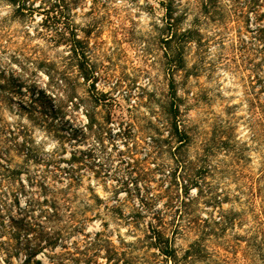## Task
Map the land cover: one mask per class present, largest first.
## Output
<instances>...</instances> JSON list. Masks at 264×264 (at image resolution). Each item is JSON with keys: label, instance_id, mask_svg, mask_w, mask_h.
Listing matches in <instances>:
<instances>
[{"label": "rangeland", "instance_id": "rangeland-1", "mask_svg": "<svg viewBox=\"0 0 264 264\" xmlns=\"http://www.w3.org/2000/svg\"><path fill=\"white\" fill-rule=\"evenodd\" d=\"M167 3L176 38L190 31L176 52L184 67L165 42ZM40 60L64 69V82L32 66ZM263 84L264 0L0 2V164L15 171L7 179L0 167V214L27 228L0 237L11 264H26L29 247L33 264H110L106 239L114 264H173L167 245L177 264H263L264 245L253 254L241 242L238 261L223 250L264 221L246 211L264 206ZM174 92L189 137L177 150L162 141ZM154 130L160 148L145 140ZM174 158L191 177L181 167L167 176ZM231 207L243 222L181 259L199 218Z\"/></svg>", "mask_w": 264, "mask_h": 264}, {"label": "trees", "instance_id": "trees-1", "mask_svg": "<svg viewBox=\"0 0 264 264\" xmlns=\"http://www.w3.org/2000/svg\"><path fill=\"white\" fill-rule=\"evenodd\" d=\"M28 0H0V2H6L8 5L14 6V10L15 11H21L25 6H26V2ZM165 10L167 12V24L168 26H173L172 30L171 28H169L171 30V33L168 34L167 38L165 39V42L168 43L169 48L172 49V46L170 45L172 42H175V50H171V52H175L173 55H176L177 50L180 48L181 43L180 42H186L190 39V31L188 30L185 34V38H183V40L181 39H177L176 38V33H177V28L175 26V18L172 16V7L170 4L167 3V5H165ZM180 35H183L184 33H179ZM170 43V44H169ZM182 48V45H181ZM177 56V55H176ZM174 68H178V67H184V63H183V58L180 56H177V58H174ZM23 65H26L27 63L29 64V62H23ZM78 65V69L81 71V73H83L82 71V67L81 64H77ZM32 66L36 69H41L43 72H45L47 75H49L50 77L53 76V74H58L59 78L61 79V82H64V69H59L55 66V64L53 62H50L48 60H40L38 62L32 63ZM20 69L23 70L24 66H22V64H20ZM73 89V88H72ZM74 90V89H73ZM262 93L264 94V84L262 86ZM71 97L75 96V92H72V94L70 95ZM173 99L172 101H170L169 103V107H168V112L170 114V128L168 131V135L166 138H164V140H162L165 143H168V145L170 144L171 140H174L177 145L174 146V149L177 150L180 146H182L183 144H185V142L189 139L188 134L184 128V125L181 124V122H178L179 120H177V116L178 113H180V105L183 101L182 98L176 96L175 92L173 93ZM264 99V97H263ZM261 107V120L264 124V100L261 102L260 104ZM159 134L157 132V130H154V132H152L149 135V139H145L146 142L151 146V147H158L160 148L162 146V144L160 143L161 140L159 138ZM148 140V141H147ZM170 146V145H169ZM171 149V147H170ZM30 148L28 147L27 151L25 152L26 155L30 154ZM169 151V150H168ZM173 155L174 152H172ZM4 157H8L7 152L4 153ZM186 163L182 164V162H180V160H178L177 158H174V165L170 168L167 176L170 179H175L177 177H179L176 172L178 171V169L181 167V169H183V172L181 173V177L183 180L186 175L187 177H191V175L189 176L190 173L186 172L187 171V167L185 166ZM0 167L2 169H4L5 171H8L9 174L6 175L7 179H12L13 178V174H15L14 169H10L9 166L4 167L3 165L0 164ZM5 176V175H3ZM191 179V178H189ZM187 178V181L189 180ZM257 197L258 196V192H256L255 190H252V192H250V198L251 197ZM191 200V199H189ZM217 202H220V200L218 199ZM258 212L260 214L264 213V206H262L261 208H256V206L252 203H248L247 209L246 211H253L254 212ZM245 210H236L234 208H230L228 211L221 209V211H219L218 213V217H201L199 218V221H197V224L199 222H201V230H199V237H197L195 240H193V242L190 243V245L188 246L187 249L184 250L181 259H188V257H196L198 255V253L201 252L202 248L200 247H205L204 242L208 241L209 239H219L220 236L222 234H224V232H226L228 229H232L234 226L241 224L243 222V220L245 219L246 214ZM255 216V215H254ZM198 219V217H197ZM189 224L191 223V221H193V223H196V220L193 218L192 220H189ZM24 226L22 224L18 223V220L12 216V215H8L7 220H5L3 218V216L0 214V237L2 235L7 234V237L9 240H14L15 238H17V236L20 235L21 230ZM200 227V226H199ZM25 230H27V228H23ZM246 234L244 235L243 233H234L233 234V238H231V240H223V243L225 244V247H223V250L229 252L230 254H234L233 257V261H238V252L241 250V242H245L246 247L249 248L251 250V252L254 254V252L260 251L263 248L264 245V221H258L256 222L255 225H250L248 229L245 230ZM263 233V237L262 240L257 241V234L258 233ZM249 233V234H248ZM96 235H99L98 233H96ZM107 245L106 246V252L109 253L107 254V260L111 261L110 264H114L115 262L119 261L118 258H116V251L114 250V248L111 245V242H109V240H105ZM2 243H4L3 241H0V250L4 253L5 255V262L7 264H11V258H12V253L13 251L7 246H2ZM21 248H18V251ZM201 249V250H200ZM25 256H24V260L22 263H26V264H33L34 262H37V260H35L33 257L36 253V249L33 247H29L26 248L25 250ZM163 254L166 256V258L168 260H170L173 264H177V260H178V254H176V250L175 248H173V246H169L167 245V248L164 250L163 249ZM200 255V254H199ZM231 257L227 258V260H230ZM232 260V258H231ZM230 261L227 262V264H229ZM263 264H264V257H263Z\"/></svg>", "mask_w": 264, "mask_h": 264}]
</instances>
